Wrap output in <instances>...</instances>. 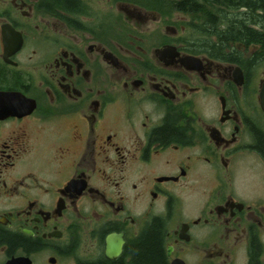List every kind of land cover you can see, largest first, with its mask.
<instances>
[{"label": "flooded vegetation", "instance_id": "obj_1", "mask_svg": "<svg viewBox=\"0 0 264 264\" xmlns=\"http://www.w3.org/2000/svg\"><path fill=\"white\" fill-rule=\"evenodd\" d=\"M261 1L0 0V264H264Z\"/></svg>", "mask_w": 264, "mask_h": 264}, {"label": "trees", "instance_id": "obj_2", "mask_svg": "<svg viewBox=\"0 0 264 264\" xmlns=\"http://www.w3.org/2000/svg\"><path fill=\"white\" fill-rule=\"evenodd\" d=\"M261 7H264V0L261 1ZM161 243H160V238L154 233H151L149 235V239L147 244L143 247L142 249V254L147 253V259L150 261V264H157L155 261V258H160L161 255ZM154 259V261L152 260Z\"/></svg>", "mask_w": 264, "mask_h": 264}]
</instances>
